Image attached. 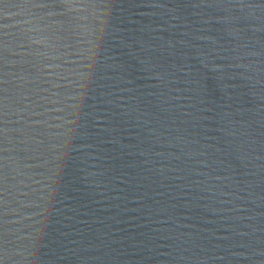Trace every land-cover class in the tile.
Segmentation results:
<instances>
[{"label": "water", "instance_id": "95a60500", "mask_svg": "<svg viewBox=\"0 0 264 264\" xmlns=\"http://www.w3.org/2000/svg\"><path fill=\"white\" fill-rule=\"evenodd\" d=\"M0 264H264V0H0Z\"/></svg>", "mask_w": 264, "mask_h": 264}]
</instances>
